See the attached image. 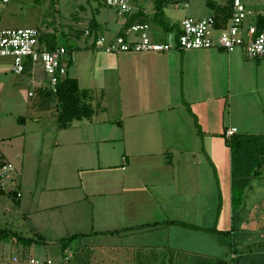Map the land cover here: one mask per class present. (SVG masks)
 <instances>
[{
	"label": "rangeland",
	"instance_id": "374dc122",
	"mask_svg": "<svg viewBox=\"0 0 264 264\" xmlns=\"http://www.w3.org/2000/svg\"><path fill=\"white\" fill-rule=\"evenodd\" d=\"M130 1L135 8L149 14L156 11L155 0ZM258 1L254 7L264 10V0ZM227 2L172 0L164 7L163 19L172 25L179 24L187 15L214 16L210 3ZM92 18L100 24V33L108 37L124 21L115 9L100 0H10L0 8V27H37L44 33L54 32L60 46L75 50L71 73L79 78L82 88L89 90L92 95L89 101L95 109L92 119L76 120L70 127L60 128L57 101L45 104L39 94V88L50 85L41 64L37 63L30 72L16 74L14 59L0 56V163L13 167L12 179L0 177V184L6 192L22 194L15 199L11 194L0 193V226L25 236L44 237L32 245L13 238L0 240V264H29L32 256L41 260L50 257L57 264H219V259L251 264L258 255L264 260V167L261 176L252 178L240 207L234 206L231 152L225 137L229 126H236L242 134H264V62H256L246 52L244 55L239 47L231 51L233 56L244 55L251 63L235 62L230 73L225 71V76L217 77V74L209 75L206 81L193 80L204 99L205 126L197 141L200 146L205 144L208 163L203 162L200 171L199 155L169 150L165 155L144 157V161L161 164L173 158L178 166L174 183L168 179V185L153 184L156 174V181H163L165 174L172 175L167 169L164 170L167 173L159 169L145 173L143 181L148 185L138 188L139 183L130 177L122 187L123 175L130 170L122 169V164H127L122 160L121 141L99 142L93 134L101 129L118 130L102 123L105 114L100 108L105 104L108 107V102L113 104L119 92L123 94L128 87L118 78L120 53H110L94 45L96 34L83 33L90 27ZM108 22L112 24L110 30ZM151 24V32L155 33L152 36L165 34L162 26ZM208 49L221 52L217 48ZM197 50L203 49L177 48L152 54ZM222 58L224 65L227 59ZM259 64L263 65L259 67ZM184 84L180 86L187 95L189 86ZM254 87L259 88L255 93L251 91ZM141 91L142 94L144 90ZM117 115V108L110 105L109 116ZM168 140L169 144L179 141L186 146L189 142L188 138ZM99 152L100 164L108 163L111 168L108 180L118 184L110 183L108 191H113L108 193V198L98 195L105 188L97 187L94 181V184L88 182L92 174L90 167L98 162ZM106 152L114 156H105ZM185 164L192 165L191 175L196 176L193 180L183 171L184 166H180ZM1 168L0 164V172ZM62 186V189H49ZM82 189L90 194L88 200L65 198L75 197ZM105 206L108 211L101 209ZM169 217L203 228L231 230V233L224 235L181 225L154 226ZM143 224L152 225L141 228ZM110 230L121 233H99ZM80 233L88 235L74 240L62 252L60 240ZM69 253L71 258L64 260Z\"/></svg>",
	"mask_w": 264,
	"mask_h": 264
},
{
	"label": "crops",
	"instance_id": "0c3cea01",
	"mask_svg": "<svg viewBox=\"0 0 264 264\" xmlns=\"http://www.w3.org/2000/svg\"><path fill=\"white\" fill-rule=\"evenodd\" d=\"M255 2L259 3L258 0H255ZM255 2L254 6H256ZM136 9L138 10L141 8L139 7ZM144 11L148 13L146 10ZM122 27L123 23L121 22L120 29L118 28L116 31L113 29L115 34L120 31ZM111 28L112 24L108 22V30ZM113 30L111 31L112 33H114ZM167 33L168 32H165L164 35L152 36V38L155 41L164 40L167 37ZM152 34H155L154 31L151 32V35ZM112 35L114 34H111V36ZM222 51L223 50L218 52L214 49H203L193 52L187 51L183 52V54L176 52L173 54V51L170 53L157 52L160 53L158 55L152 54L155 53L153 51L124 52L119 54L120 56L118 60L122 64L117 68L119 73L118 78H120V81H123L124 84H127L126 87L128 88L123 94L122 92H119L118 98L113 104L108 102V107L107 104H105V106H103L104 108H100L103 111V115L105 114L102 123L105 125L116 126L118 127V130L106 131L101 129L93 135L94 139L99 142H110L115 139L121 141L123 150L122 160L127 164V166L122 164V169L128 167V170H130L126 175H123L122 187L127 185L128 178L130 177H134L136 184L139 183L137 185L138 188L148 185L143 181L145 173L159 169H162L163 171L167 169V172L169 173L171 171L172 175L168 176V174H165L163 181H156L158 180L156 174L155 181L152 180L153 184L157 182H164L167 184L170 180L171 184L174 183L178 177L176 175L178 166H176V162L173 158H171L170 161L165 159V162L161 164H157L155 161H144V157H154L157 154L165 155L166 153H170L169 150H175L179 153H187V155H199V171L203 167V162L208 163V154L206 152L205 144L203 143V145L201 144L200 146L197 141L198 136L202 134L201 128L205 126L203 124L204 117L202 113L204 99L202 98L203 95H201L200 90L197 88V83L194 84L193 80H199L201 78L203 81H206L209 78V75L215 76L218 74L217 77L225 76V71L227 70L230 73L232 65H235V62L243 63L246 59L244 56V49L243 56L239 54L233 56V52H227L225 54ZM224 56L226 57L228 64L225 61V64L223 65L224 60L222 57ZM262 59H264V57L255 59V61L264 62V60L259 61ZM250 61L252 60H245L246 63H251ZM260 65L262 66L263 64H259V67ZM178 66H181V68ZM185 71L187 75L185 74ZM70 74L72 75L71 70ZM182 82H185L184 86H189L187 95H184L180 86ZM142 89L144 91L141 94L140 91ZM197 90L200 93H198ZM257 90H259V88L254 87L251 91L255 93ZM192 91L194 94H192ZM110 105H114L117 108L119 115L116 117L109 116ZM169 138H184L185 141L188 138V146L179 141L169 144ZM100 154L101 152H99L98 162L92 163L93 165L90 167L92 169V174H90L89 177L91 179L88 182L91 181L90 184H94L92 183L94 181L97 187L105 188L104 190L106 192L101 191L98 195L103 196V198H108V193L113 191H108V188L111 187L110 183H115V181H112L111 179L108 180V171L111 168L108 166V163H103L104 165L100 164L102 160V158L100 160ZM107 154L108 157L114 156L111 152H106L105 156H107ZM124 157L126 159H123ZM117 159H119V156ZM180 166H184L182 169L188 174V178L193 180V178L196 177L195 175H191V172H194L191 164ZM164 172L167 173L166 171ZM78 183H80V185L83 184L81 179H79ZM115 185L118 184L115 183ZM62 188L64 187H50L49 189L55 190ZM86 190L87 189H82L83 192L78 193L75 197L67 196L65 198H76V201L88 200L90 194H87ZM18 193L21 194V192ZM20 197H22V194ZM94 197H96V194ZM75 200L70 201V203L75 202ZM155 202L158 203L157 199ZM143 206L144 205H141L140 207ZM186 206L187 202H185L184 207ZM101 209L108 211L107 206L102 207ZM169 220H178V217L177 219L176 217H169ZM175 226L176 225L170 224L169 227Z\"/></svg>",
	"mask_w": 264,
	"mask_h": 264
},
{
	"label": "built area",
	"instance_id": "2783aa9c",
	"mask_svg": "<svg viewBox=\"0 0 264 264\" xmlns=\"http://www.w3.org/2000/svg\"><path fill=\"white\" fill-rule=\"evenodd\" d=\"M10 0H0V8ZM104 5L116 10L124 18L137 9L129 0H100ZM231 14L224 26L217 27L213 15L198 17L187 15L178 24V29L167 33L164 40L155 41L150 35L148 23H136L121 34L110 37L96 35L94 45L110 53L170 51L172 49H208L217 48L226 52L242 47L252 59L264 57V28H259L257 21L264 16V10L254 7L255 0H231ZM187 6V4H186ZM86 36L93 35L91 29L84 30ZM41 31L37 27H0V56H11L14 59L13 71L24 73L26 63L33 66L40 63L51 89L55 90L59 80L68 75L69 53L63 46L48 50L40 41ZM238 132L237 127H228L225 136L230 137ZM123 159H126L125 157ZM13 167L5 163L0 177L12 179ZM21 194L18 193V196ZM72 254L64 256L68 261ZM29 264H57L47 257L43 260L29 258Z\"/></svg>",
	"mask_w": 264,
	"mask_h": 264
},
{
	"label": "trees",
	"instance_id": "16d2710c",
	"mask_svg": "<svg viewBox=\"0 0 264 264\" xmlns=\"http://www.w3.org/2000/svg\"><path fill=\"white\" fill-rule=\"evenodd\" d=\"M172 0H155L156 11L154 14H148L143 9H138L136 12H133L131 15H126L123 21V27L118 34L124 32L125 29L136 23H148L152 27L151 23H157L164 29L165 32H170L175 29H178L177 24L169 25L164 19V7L167 6ZM214 8V17L216 19V26H224L231 14V5L232 1L228 0L226 5L213 4L210 3ZM257 25L259 28H264V16H261ZM89 29H91L93 34L100 35V25L95 20L91 19V24ZM41 31V30H40ZM79 31H77L78 33ZM99 32V34L97 33ZM84 33V31H83ZM95 35V36H96ZM40 41L48 50L55 49L60 45L57 42V37L54 32H42L40 35ZM69 53L68 58V75L61 78L56 85V89L53 90L48 86L44 88H39V94L43 97L45 104H50L53 100H56L59 105L58 111V120L59 126L62 129L70 127L73 121L82 120V119H92L95 115V109L92 106V103L89 101L92 98L89 90L84 89L80 86L79 80L77 77L70 74V68L73 65L74 61V49L67 48ZM33 67V63L28 61L24 72H30ZM228 146L230 147L231 152V182H232V193H233V204L236 207H240L244 198V192L248 186L251 184L253 177L261 176L262 169L264 167V134H249V133H236L230 137H226ZM2 166L5 162L1 161ZM0 193L8 195L11 194L15 199L18 197L17 191H5L2 185L0 184ZM238 196V198L236 197ZM181 225L184 227H191L194 229L206 230L213 233H223L224 235H229L231 230H218L217 228H203L198 225L187 223L180 220H166L164 222L156 223L154 226L158 225ZM152 224H143L141 228L150 226ZM99 233L115 235L121 233L118 230L103 231ZM38 237L34 236H25L16 230L10 228H3L0 226V240L5 238H13L16 242L32 245L44 240V237L36 234ZM88 234L80 233L67 236L64 239H61V249L64 252L74 240L85 237ZM237 250V249H234ZM256 259L251 262V264H264V260L260 259V255L255 256ZM247 259L246 257L244 258ZM219 264H237L230 261L218 260ZM244 264H249L248 261H244Z\"/></svg>",
	"mask_w": 264,
	"mask_h": 264
}]
</instances>
